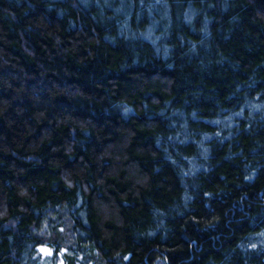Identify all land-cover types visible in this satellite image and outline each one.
<instances>
[{
    "label": "trees",
    "instance_id": "1",
    "mask_svg": "<svg viewBox=\"0 0 264 264\" xmlns=\"http://www.w3.org/2000/svg\"><path fill=\"white\" fill-rule=\"evenodd\" d=\"M0 264H264V0H0Z\"/></svg>",
    "mask_w": 264,
    "mask_h": 264
}]
</instances>
